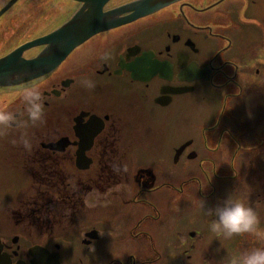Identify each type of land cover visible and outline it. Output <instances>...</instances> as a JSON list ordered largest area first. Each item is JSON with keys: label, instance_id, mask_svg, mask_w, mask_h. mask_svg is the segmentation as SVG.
I'll use <instances>...</instances> for the list:
<instances>
[{"label": "flooded vegetation", "instance_id": "af4514ba", "mask_svg": "<svg viewBox=\"0 0 264 264\" xmlns=\"http://www.w3.org/2000/svg\"><path fill=\"white\" fill-rule=\"evenodd\" d=\"M94 6L0 0V58L51 53L60 44H28ZM101 15L58 64L0 84L13 114L0 123V264H221L227 235L208 210L264 204L250 190L264 171V0H107Z\"/></svg>", "mask_w": 264, "mask_h": 264}, {"label": "clouds", "instance_id": "9594fccd", "mask_svg": "<svg viewBox=\"0 0 264 264\" xmlns=\"http://www.w3.org/2000/svg\"><path fill=\"white\" fill-rule=\"evenodd\" d=\"M22 96L27 106L29 118L39 120L43 113L42 92L36 86L26 87L22 90ZM13 119V114L0 112V123H8ZM208 215H214V227L223 229L227 236L252 233L257 236L259 218L253 208L242 200L226 199L215 209H209ZM264 238V237H262ZM230 264H264V246H256L244 249L232 258Z\"/></svg>", "mask_w": 264, "mask_h": 264}, {"label": "water", "instance_id": "95a60500", "mask_svg": "<svg viewBox=\"0 0 264 264\" xmlns=\"http://www.w3.org/2000/svg\"><path fill=\"white\" fill-rule=\"evenodd\" d=\"M86 1V0H83ZM94 1V12L89 20L78 23H68L54 32L40 38L39 40L30 42L28 45L36 44H49L56 46L60 44V47L55 48L49 54L38 57L33 60H22L17 54L19 51L14 52L8 56L0 58V84L9 80L12 73H16L21 68L29 65H41L43 67H49L58 64L63 60L66 55L81 42L86 40L91 34L101 28L99 22L101 18L102 5L107 0H93ZM156 2L157 0H146V2ZM179 151V150H178Z\"/></svg>", "mask_w": 264, "mask_h": 264}, {"label": "rangeland", "instance_id": "374dc122", "mask_svg": "<svg viewBox=\"0 0 264 264\" xmlns=\"http://www.w3.org/2000/svg\"><path fill=\"white\" fill-rule=\"evenodd\" d=\"M158 124L159 128H165L166 124L165 122H158L156 123ZM167 127L171 128V129H179L182 127V123L181 121H170L169 124L167 125ZM256 171V172H255ZM254 173L256 175V180L257 181L259 179V177H261L262 180H258V182L252 181L253 183H256V185H252L250 186V190H251V194L253 196H255V194L257 192H259L260 190L264 191V171H260V170H255ZM237 195V193H236ZM251 195V196H252ZM264 195V192L263 194ZM252 196V197H253ZM245 204L251 206L253 208V210L256 212L258 218H259V223L256 226L257 227V231L260 233L259 236L252 234V233H243V234H239V235H234L232 236H223V238L221 239L222 243L220 244H215L213 245V253L211 254L212 259H215L216 262L221 263V264H230V261L232 258L236 257L238 255V251H236L235 249V245L234 244H227L225 243V241H230V240H234V241H241L239 247L240 250L243 251L244 249L247 248H251V247H256V246H264V204H259L257 205L254 200H252V198H247V200L245 201ZM262 216V217H261ZM66 228V226H65ZM72 231H74V229H71ZM65 230H62V234H64ZM70 236V235H69ZM238 244V243H237ZM238 250V249H237Z\"/></svg>", "mask_w": 264, "mask_h": 264}]
</instances>
